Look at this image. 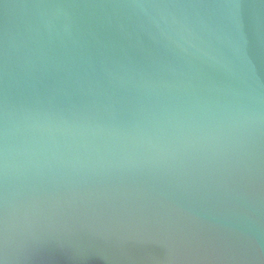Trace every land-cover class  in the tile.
Returning <instances> with one entry per match:
<instances>
[{
  "label": "water",
  "instance_id": "95a60500",
  "mask_svg": "<svg viewBox=\"0 0 264 264\" xmlns=\"http://www.w3.org/2000/svg\"><path fill=\"white\" fill-rule=\"evenodd\" d=\"M0 264H264V0H0Z\"/></svg>",
  "mask_w": 264,
  "mask_h": 264
}]
</instances>
